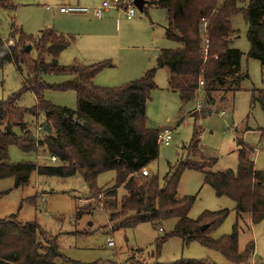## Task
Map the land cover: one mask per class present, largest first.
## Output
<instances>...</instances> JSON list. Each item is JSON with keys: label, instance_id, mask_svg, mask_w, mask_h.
<instances>
[{"label": "trees", "instance_id": "16d2710c", "mask_svg": "<svg viewBox=\"0 0 264 264\" xmlns=\"http://www.w3.org/2000/svg\"><path fill=\"white\" fill-rule=\"evenodd\" d=\"M146 1L149 6L167 11L166 37L182 44V47L161 50L154 68L139 80L118 88H101L93 83L101 71L113 67L109 60L92 64L76 61L68 67L58 65L59 56L74 43L73 37L53 29L41 30L34 37L22 28H15L9 40L13 45L7 46L0 36V61L15 63L19 68L27 65L29 75L25 87L37 101L31 109L19 105V96L0 101V180L15 178L18 188L27 185L34 173L57 178L79 174L88 186L90 197L95 198L104 193L97 186L98 177L106 172H115L114 189L103 194L108 198L104 202L105 207L112 211L110 219L116 223L114 229L135 228L145 223L159 226L176 220L174 230L157 242L156 256L160 255L162 246L170 238L181 237L186 245L198 241L233 264H251L255 242H248L240 250L239 223L233 226L229 235L219 239L210 236L229 217V210L205 212L199 219L191 220L189 213L195 198L178 197L183 173L199 171L205 175L204 183L212 186L218 197H229L236 203L239 219L248 214L253 225L264 222V170L255 168L251 156L254 150L250 146L244 142L240 144L236 172H208L215 167L217 159L207 158L202 153L201 134L196 127L187 150L188 155L199 156L202 164L193 163L189 158L179 161L177 170L169 175L163 187L158 177L143 176L142 171L159 154L160 131L151 127L147 118V103L157 88L154 81L156 71L159 68L169 70V89L180 94L182 103L196 98L201 80L204 82L205 104L209 107L215 105L214 94L239 91L247 75L241 70L243 53L231 48V35L234 33L231 19L239 12L244 14L249 25L248 56L259 60L264 67V0H250L245 9L237 7L238 0ZM0 7L15 10L11 0H0ZM144 12H147L145 6ZM204 22L207 23L209 40L207 58L202 34ZM28 45H33L39 53L33 64L31 53L26 48ZM46 58H53L54 63H46ZM43 74L73 76L71 82L53 88L75 91L76 110L57 107L44 99L43 93L51 87L41 77ZM253 98L264 111V90H255ZM40 114H44L46 119L41 126L44 138L36 141L27 126L26 117ZM202 114V118H206L210 111L206 109ZM47 125L49 133L45 130ZM16 128L20 129L21 135L14 132ZM12 146L25 153L43 149L49 158L56 157L58 164L9 163ZM121 187L127 194L118 203L115 198ZM82 215L77 211L78 218ZM204 225L209 227L202 231ZM0 264L81 263L63 256L56 240L48 238L37 222L22 224L17 216H12L0 220ZM168 264L216 263L211 260H183Z\"/></svg>", "mask_w": 264, "mask_h": 264}, {"label": "rangeland", "instance_id": "374dc122", "mask_svg": "<svg viewBox=\"0 0 264 264\" xmlns=\"http://www.w3.org/2000/svg\"><path fill=\"white\" fill-rule=\"evenodd\" d=\"M11 1L15 4V10L0 7V36L7 46L15 28H22L25 33L34 37L44 29L59 32L61 26L66 24L61 19L72 16L61 17L60 14L61 5L67 4L68 0ZM70 1L75 3L72 5L80 3V6L93 8L100 6L105 0ZM132 1L124 0V9L115 8L105 15L108 18L113 17V20L118 19L120 28L119 35L114 34L112 52L98 50L101 49L99 47L90 48L92 45L86 44L89 41L87 37L78 39L82 53L100 57V60L94 62L109 60L113 63V67L101 71L94 78L93 83L98 87L118 88L139 80L149 69L155 67L161 50L182 47V44L166 37L167 11L147 4V12H141L137 8L136 18L128 20L125 7ZM249 2L250 0H238L237 7L245 9ZM231 21L234 30L233 36L231 35V48L239 49L243 53L241 70L247 75L239 91L214 94L215 105L209 107L205 104L202 87L194 100L182 103L180 94L169 89V70L159 68L156 71L154 81L157 88L152 91L151 99L147 103V118L150 126L160 132L165 128L172 129L173 138L169 146L159 144L158 157L148 164L147 169L150 175L159 178L162 187L169 175L177 170L179 161L189 158L193 163H203L199 156L188 155L187 150L196 127L201 134L202 153L207 158L217 159V164L210 172H236L242 142L254 150L251 156L255 168L264 170V111L253 98L255 90H264V67L259 60L248 56L249 25L244 14L237 13ZM70 37H73L75 42L76 36ZM29 46L30 61L33 64L38 60L39 53L33 45L26 48ZM72 50L76 49L69 47L59 56L57 63L60 67L74 64ZM45 60L48 64L54 63L53 58ZM77 61L94 63L82 58ZM21 67L12 62L0 61V101L19 96V105L31 109L37 105V101L34 94L25 87L29 75L28 67ZM41 77L51 87L43 93L46 101L57 107L76 110L75 91L53 88L71 82L74 79L72 75L43 74ZM199 102L202 104L201 110H197ZM206 109L210 111V115L202 118V112ZM26 122L35 138H44L41 131V126L46 123L44 114L37 117L28 115ZM14 132L21 135L19 128L14 129ZM47 157L49 156L43 149L25 153L17 146H12L9 150V163L12 164L25 161L37 165L58 164L51 162ZM204 180V173L187 170L179 182L178 197L195 198L189 218L197 220L205 212L229 210V217L218 229L213 230L210 236L219 239L229 235L233 226L239 223L240 250L242 251L248 242L254 241L257 256L254 253L251 264H264V222L254 226L248 214L239 219L235 211L236 203L229 197H218L215 189L206 185ZM115 182L116 173L106 172L98 177L97 186L105 193L114 189ZM103 194L95 198L90 197L88 186L79 174L57 178L34 173L27 185L18 188L15 178L3 179L0 180V220L17 216L22 224L37 222L48 238L56 240L63 256L81 264H168L183 260H211L216 264H233L222 254L203 247L198 241L186 245L181 237L170 238L162 246L160 255L156 256L157 242L174 230L176 220L159 226L145 223L135 228L114 229L116 223L110 219L112 211L105 207L104 202L108 198ZM126 194L123 187L119 188L115 200L120 203ZM77 211L83 214L80 218L77 217ZM108 239L114 241V247L108 246ZM59 262L63 263L61 260Z\"/></svg>", "mask_w": 264, "mask_h": 264}, {"label": "crops", "instance_id": "0c3cea01", "mask_svg": "<svg viewBox=\"0 0 264 264\" xmlns=\"http://www.w3.org/2000/svg\"><path fill=\"white\" fill-rule=\"evenodd\" d=\"M68 1L69 2L67 4H63L61 5V7L75 4L74 2L70 0ZM77 5H80V3H77ZM110 12L111 10L106 12V14L108 15ZM60 14H61V17L62 15L63 16L68 15V14L62 13L61 11H60ZM106 16H104L102 19H97L93 15H72L71 17L67 19L65 18L61 19L64 22H66V24L64 26H61V28L59 29L60 30L59 33H62L68 36H71V35L76 36L75 42L70 46L72 49L74 48L76 49V50H72L74 62H76L78 58H82L85 61L88 60L90 61V63L96 60H100V57H94V55H87V54L82 53L81 43L78 40L80 38L82 39V38L87 37L89 41L88 43L86 42L84 43L88 44L89 46L92 45V47L90 48L99 47L101 49H98V50L112 52V49H114V43H113L114 41L113 39L115 38L114 34L119 35L120 28L118 25V19L113 20V17L108 18ZM68 28H71V29H68ZM106 56L108 57L109 55H106ZM107 57H102V58H107ZM94 63H97V62H94ZM208 172H210V170H208ZM255 255H256V251H255ZM256 259L263 261L261 258L259 259L256 257Z\"/></svg>", "mask_w": 264, "mask_h": 264}, {"label": "built area", "instance_id": "2783aa9c", "mask_svg": "<svg viewBox=\"0 0 264 264\" xmlns=\"http://www.w3.org/2000/svg\"><path fill=\"white\" fill-rule=\"evenodd\" d=\"M124 3L121 2L120 0H105L102 2V4L98 7H84V6H80V5H67V6H63L60 8V11L64 14H68V15H93L95 18L97 19H102L106 12L112 10V9H124ZM125 14L128 20H132L136 17V11L137 8L133 5L132 2L129 3V5H127L125 7ZM202 34H203V38H204V53L206 55V58L208 56V48H209V40L207 38V23L204 22L202 25ZM9 45H13V41H8ZM7 45V44H6ZM200 88H202L204 86V82L201 80L199 83ZM202 108V104L201 102H199L198 106H197V110H201ZM224 114V113H222ZM173 138V130L170 128H165L163 130H161L159 137H158V141L159 144H163L165 146H169L171 144ZM39 138L36 137V141ZM36 146H39L38 143L36 144ZM51 162L55 163L57 162V158L52 156V157H47ZM142 175L143 176H149L150 172L148 171V169H144L142 171ZM108 246L109 247H114L115 243L112 239H108Z\"/></svg>", "mask_w": 264, "mask_h": 264}, {"label": "water", "instance_id": "95a60500", "mask_svg": "<svg viewBox=\"0 0 264 264\" xmlns=\"http://www.w3.org/2000/svg\"><path fill=\"white\" fill-rule=\"evenodd\" d=\"M132 3H133V5H134L136 8H138L141 12H143V11H144V6L147 4V1H146V0H133ZM30 47H31V46H29V47L27 48V51L30 50ZM45 130H46L48 133L50 132V127H49V125L46 126ZM208 227H209L208 225H204V226H202L201 230H202V231H205Z\"/></svg>", "mask_w": 264, "mask_h": 264}]
</instances>
